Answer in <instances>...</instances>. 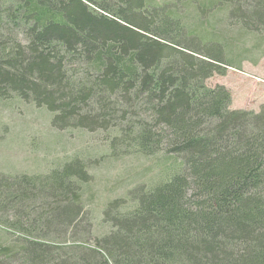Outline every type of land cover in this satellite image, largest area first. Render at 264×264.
<instances>
[{"label":"trees","instance_id":"obj_1","mask_svg":"<svg viewBox=\"0 0 264 264\" xmlns=\"http://www.w3.org/2000/svg\"><path fill=\"white\" fill-rule=\"evenodd\" d=\"M214 7L264 28V0H0V100L46 110L60 131L102 132L111 155L162 154L169 173L127 192L131 210L107 204L108 231L85 246L46 242L77 225L85 164L0 176L15 233L0 264H264V108L232 110L227 89L205 84L232 68L193 19Z\"/></svg>","mask_w":264,"mask_h":264},{"label":"rangeland","instance_id":"obj_2","mask_svg":"<svg viewBox=\"0 0 264 264\" xmlns=\"http://www.w3.org/2000/svg\"><path fill=\"white\" fill-rule=\"evenodd\" d=\"M154 1L174 4L176 0ZM215 9L217 7L208 8L203 15L195 10L193 19L204 23L206 31L219 35L218 45H213V49L229 52L232 68L227 67L224 76L214 75L205 84L208 88L222 86L227 89L231 96L230 109L259 112L264 108V28L242 31V23L228 20L226 13ZM166 12L161 11L163 21L179 23L168 18ZM106 15L115 19L114 15ZM194 26L201 30L196 24ZM50 123L51 116L44 109L13 96L0 100V176L44 175L51 168L73 159L87 168L89 182L81 187L82 214L77 225L69 229L68 238H48L46 242L51 245H57L58 241V244L66 241L80 246L92 244V238L109 229L102 224V211L107 204L123 200L131 210L133 204L128 202L127 192L137 187L148 189L159 181V175L169 174L162 154L143 157L117 149L116 154L111 155L109 140L102 132L60 131ZM12 215V211L0 212V246L7 244L15 234L7 225L14 220ZM86 228L90 237L84 232Z\"/></svg>","mask_w":264,"mask_h":264}]
</instances>
